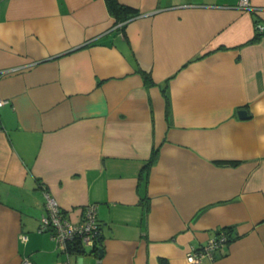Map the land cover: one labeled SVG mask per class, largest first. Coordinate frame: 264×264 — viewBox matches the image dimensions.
Returning <instances> with one entry per match:
<instances>
[{
  "label": "crops",
  "instance_id": "obj_1",
  "mask_svg": "<svg viewBox=\"0 0 264 264\" xmlns=\"http://www.w3.org/2000/svg\"><path fill=\"white\" fill-rule=\"evenodd\" d=\"M117 1L0 0V264H191L226 226L197 264H264V0ZM46 193L101 255L39 230Z\"/></svg>",
  "mask_w": 264,
  "mask_h": 264
},
{
  "label": "built area",
  "instance_id": "obj_2",
  "mask_svg": "<svg viewBox=\"0 0 264 264\" xmlns=\"http://www.w3.org/2000/svg\"><path fill=\"white\" fill-rule=\"evenodd\" d=\"M241 9H253L249 0H238ZM256 30H264V23H256ZM3 72V71H2ZM4 100L0 99V105ZM39 230L48 231L56 244L57 249L68 253L69 246L81 247L88 250L94 247L100 233V225L94 204L86 205L81 219L73 222L62 212L58 202L49 194L45 197V212L39 218ZM228 237L224 231H219L210 237L207 243L198 248H191L186 255V261L197 264L203 257L212 256L215 249L227 243ZM21 264H32L28 259Z\"/></svg>",
  "mask_w": 264,
  "mask_h": 264
},
{
  "label": "trees",
  "instance_id": "obj_3",
  "mask_svg": "<svg viewBox=\"0 0 264 264\" xmlns=\"http://www.w3.org/2000/svg\"><path fill=\"white\" fill-rule=\"evenodd\" d=\"M106 3H107V7H108L110 14H112L116 18V20L124 21V20H128L130 18L136 17L138 15L137 11L134 8L129 7L127 5L120 4V3H118L117 0H106ZM262 36H264V30H262V31L256 30V34L254 35V37L251 39L250 42H256ZM137 72L140 73V75L142 76L144 83H146V85L153 84V80L151 78L150 73H148V72H146L140 68H137ZM164 89H165V87H162L163 91H165ZM0 126H1V122H0ZM157 156H158V148L156 147V148L152 149L151 154H150V158L148 159L146 165L141 169L140 179L146 180L148 169L150 168V166L152 164H154L156 162ZM216 163L222 164V165L226 164V165L236 166L239 162L237 160H220V161H216ZM144 206H145V210H146L147 204H144ZM62 212H63V210H62ZM232 229H233L232 226H226V227H223V229L221 230V231H224V233L228 237L227 242L235 238L232 235ZM219 231L220 230H218L216 233H218ZM100 238L101 237L98 235L97 239L95 240L96 243L94 244V247H92L89 250L97 252L98 244L100 243ZM101 247H102V245H101ZM83 251H86V250L82 249L81 247L69 246L67 248L68 253L83 252Z\"/></svg>",
  "mask_w": 264,
  "mask_h": 264
},
{
  "label": "water",
  "instance_id": "obj_4",
  "mask_svg": "<svg viewBox=\"0 0 264 264\" xmlns=\"http://www.w3.org/2000/svg\"><path fill=\"white\" fill-rule=\"evenodd\" d=\"M238 116L239 117H245L246 116V110L245 109L238 110ZM97 252H98V255H101L102 254L101 243L98 244Z\"/></svg>",
  "mask_w": 264,
  "mask_h": 264
}]
</instances>
